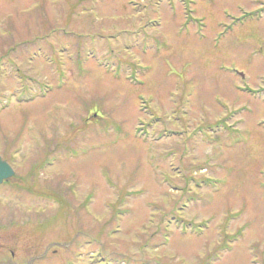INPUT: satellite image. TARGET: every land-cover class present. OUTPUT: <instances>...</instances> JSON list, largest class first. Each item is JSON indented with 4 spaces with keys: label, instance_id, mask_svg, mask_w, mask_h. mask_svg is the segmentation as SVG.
Here are the masks:
<instances>
[{
    "label": "rangeland",
    "instance_id": "1",
    "mask_svg": "<svg viewBox=\"0 0 264 264\" xmlns=\"http://www.w3.org/2000/svg\"><path fill=\"white\" fill-rule=\"evenodd\" d=\"M0 153L34 264H264V0H0Z\"/></svg>",
    "mask_w": 264,
    "mask_h": 264
},
{
    "label": "flooded vegetation",
    "instance_id": "2",
    "mask_svg": "<svg viewBox=\"0 0 264 264\" xmlns=\"http://www.w3.org/2000/svg\"><path fill=\"white\" fill-rule=\"evenodd\" d=\"M7 228L0 230V264H34L38 260L46 263L47 252L44 254V251L48 248L43 242L32 240L31 235L23 236L29 227L12 225Z\"/></svg>",
    "mask_w": 264,
    "mask_h": 264
},
{
    "label": "water",
    "instance_id": "3",
    "mask_svg": "<svg viewBox=\"0 0 264 264\" xmlns=\"http://www.w3.org/2000/svg\"><path fill=\"white\" fill-rule=\"evenodd\" d=\"M12 175V169L6 162L2 161L0 157V184L3 182L4 179H8Z\"/></svg>",
    "mask_w": 264,
    "mask_h": 264
}]
</instances>
